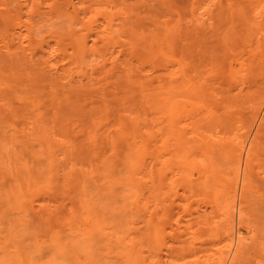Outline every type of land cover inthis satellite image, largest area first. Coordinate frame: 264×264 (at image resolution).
I'll return each instance as SVG.
<instances>
[{
    "label": "rangeland",
    "instance_id": "obj_1",
    "mask_svg": "<svg viewBox=\"0 0 264 264\" xmlns=\"http://www.w3.org/2000/svg\"><path fill=\"white\" fill-rule=\"evenodd\" d=\"M53 2L0 0V86L8 82L5 89L9 87V92L17 86L13 89L26 97L38 96L42 103L39 111L45 112L42 120H52L49 131L58 143L55 156L61 158L57 165L50 162L52 153L42 140L29 137L27 147L20 145L25 138L19 129L25 127L27 131L30 120L40 113H20L16 109L22 102L4 98L0 101V191L15 184L7 167L21 168L27 162L34 165L36 172L20 187L25 193L32 191L28 196L33 206L47 203L62 214L71 202L86 197L99 216L106 218L113 210L119 212L126 201H122V196L135 190L121 180L113 181L125 177L126 169L112 155L103 164L92 156L90 146H83L91 142L92 136L99 143L110 139L121 124L127 126L133 118L138 122L135 134L147 136L151 157L146 158L142 170H137V192L142 190L150 196L147 216H152L151 221L160 230L157 241L140 245L144 263L210 264V255L217 254L224 242L218 236V203L212 201V192L203 187L206 168L213 165L218 178L240 183L243 176L235 171L237 162L228 155L229 141H241L243 169L245 151L257 132H264L258 129L264 119V0H70L58 11L55 7L59 5ZM191 4L197 8L193 12ZM196 12L208 15L200 18ZM141 34L150 36L154 50L163 39L161 42L168 48L164 51L183 61L182 67L195 84L185 90L178 82H171L182 93L165 89L163 93L160 86L171 84L168 77L179 69V64L159 55L152 63L138 60L147 57L143 43L146 39L142 41ZM77 41H83L81 46ZM220 66L221 72L229 68L236 77L240 73V77L235 78L236 82L224 81L225 84ZM128 78L134 83L132 86L127 85ZM142 82L147 84L142 86ZM167 96L180 100L183 111L179 115L167 116L169 111L160 99ZM96 118L100 121L93 124ZM89 129L92 131L87 133ZM125 137L130 143L131 139ZM258 141L257 155L249 167L251 190L246 196L251 210L257 213L253 219L264 233V138ZM109 146L108 143L106 155L112 152ZM29 150L38 153L31 156ZM200 155L205 166L200 163L195 170L179 168L177 162L191 161ZM166 160L169 167L163 163ZM85 172L88 173L83 176ZM46 179L53 189L47 187L45 193L34 190V183L41 184ZM5 205L0 196V227L7 228L8 220L17 235L23 234L24 264H46L52 258L62 264H84L83 251L76 250L68 259L57 250L56 244L69 240L65 233L60 232L59 239L50 237L51 227L32 235L26 233L25 228L36 215H31L30 210L13 214L3 209ZM126 219L129 223L134 219L136 223L131 225L141 224H137L139 220L134 215L129 214ZM99 240V245L104 243L103 237ZM231 254L230 251L226 264ZM253 256L252 251L245 253L244 264H264V257L258 260ZM115 264L123 263L116 259Z\"/></svg>",
    "mask_w": 264,
    "mask_h": 264
},
{
    "label": "bare ground",
    "instance_id": "obj_2",
    "mask_svg": "<svg viewBox=\"0 0 264 264\" xmlns=\"http://www.w3.org/2000/svg\"><path fill=\"white\" fill-rule=\"evenodd\" d=\"M53 1H54L53 2L54 5H55V3H57V5H59V8L55 7L56 11L61 9V7H63L64 4H67V3L69 4V2H70V0H53ZM108 1H111V0H108ZM106 3H108V2H106ZM73 4H75V3H73ZM194 4L190 5L192 8L191 9L192 12L195 11V8H196V6L194 7ZM51 5H53V4H51ZM54 5L52 7H54ZM57 5H55V6H57ZM71 5L72 4H70V6ZM203 9H205V8H203ZM73 10H74V8H73ZM203 12L200 14H198L197 12L196 13L199 16L208 15L207 12L206 13H203ZM192 14H194V13H192ZM194 16H196V15H194ZM202 16L200 18H202ZM110 24L114 25L113 23H110ZM111 25H110V27H111ZM16 26H17V24H16ZM164 27L165 26H163V28ZM104 29H105V27H104ZM104 31H106V29ZM87 34H88V32H87ZM87 34H85V35H87ZM141 35H140V37H141ZM145 35H149V34H145ZM143 36L144 35H142V41H144V39H146V41H144L143 43L145 44V47L147 48V57L145 59H138V60H141V61L145 60V62L147 60L148 63H152L151 60H154L155 55H157V56L159 55L162 58L169 60L170 62L177 61V64H179V69L174 71L171 78L168 77V83L169 82L170 83L171 82L172 83L178 82L177 85H179V84L182 85L185 88V90L189 89L190 86L195 84L192 80V76L190 74L186 73L185 69L182 67L183 61L181 62L180 60H176L175 58L170 56L168 51L167 52L164 51V49L166 47L164 46L165 42L162 43L164 41L163 39H162L163 41L161 40L162 42L160 41V44H156V46L154 45L157 48L156 50H154L153 45L150 44V42H151L150 36L149 37H147V36L143 37ZM155 36H154V38H155ZM58 38H60V35L58 36ZM223 39H224V37H223ZM83 41L86 42V40H84V39H83ZM154 41H156V40H154ZM82 42L81 41L78 42L79 45ZM167 43H168L167 47H170V46H168V45H170L169 42H167ZM82 46H84V45H82ZM85 46H87V45H85ZM83 48L84 47H82V50H83ZM166 49H168V48H166ZM54 51H56V50H54ZM79 53L77 55H80ZM49 56H52V55H49ZM74 57L76 58V56H74ZM216 66H215V68H216ZM242 66H240V67L242 68ZM257 68H258V65H257ZM218 69L221 72V70H222L221 66ZM225 70H226V72L224 71V69H223V72H221L222 82H224V81L226 83L229 81L236 82L235 78L237 79L238 77H240L239 72H238L239 74L236 77V72H235V74L232 73L230 71L231 69H229V68H227V69L225 68ZM244 70L242 68V71H244ZM52 71H53V69H52ZM254 71H256V70H254ZM54 73H55V70H54ZM15 74H17V73H15ZM252 74L254 75V73H252ZM241 75H242V73H241ZM38 76H37V78H38ZM256 76H258V75H256ZM29 77H30V75H29ZM24 78H26V77H24ZM163 78H164V76H163ZM239 80H240V78H239ZM125 81H126L127 85L132 86V84H134L133 82H131L129 80V78ZM159 82H160V80H159ZM162 82H164L163 79H162ZM4 83L5 82H3V85H4L3 87L0 86V101L4 100V98L8 99L10 97H13V98H16L18 101L22 102L20 104V105H22V107H20V105H18V108H21V109L17 108L18 110L16 109V111L23 113V112H25V110H29L30 112L35 110V112L40 113L39 117H35V119L30 120V123L27 127V131H25V127L19 129L20 135L23 136L26 140V141L21 140L20 145L23 146V148L27 147L28 146L27 141L29 140V137L33 140H39V141L42 140L46 144L47 149L50 150L52 153L50 155L51 156L50 162H54L57 165L61 161V158L56 157L55 153H54V150L57 147L58 143L56 142L55 139L52 138L51 132L49 131V129L51 128L50 121H52V120L48 119V122L45 120H42V119H45V112L39 111V109L42 108V103L39 100L38 96L37 97L36 96L26 97L25 95L20 94V92L18 90L15 91V89H13L17 86H15L13 88L10 87V88H12L13 91H15V92L18 91L17 93H15V92L12 93L13 91L9 92V90H8L9 87L5 89V86H7L6 84L8 82H6V84H4ZM172 83L167 85L168 87H166L165 84H164V86L162 84L160 86L161 91H163V93H164V89H165L166 92L173 91V92H176L178 94L182 93L181 89L179 88L178 90H176L177 88H175V86ZM30 84H33V83H30ZM145 84H147V83H144V84H143V82L141 83L142 86H144ZM8 86H9V84H8ZM16 89H18V88H16ZM155 91H157V90L155 89ZM161 91L160 92L158 91L159 92L158 95L161 94ZM149 92L151 94L155 93V92H151V91H149ZM149 92H147V93H149ZM241 92H242V90H241ZM168 94H170V92ZM242 94L243 93H241V95ZM67 96L68 95H65V97H67ZM165 96H163V97H165ZM168 96H167V98H165V100L163 99V97L162 98L160 97V99H162L165 102V104H164L161 100V102L165 105L164 107H166V109H168V111H169L167 116L171 117L173 115H179L181 113V110H182L181 105H180V100L179 99L173 100L172 98H168ZM245 97L246 96H244V98ZM12 99H10V100H12ZM262 101H264V100H262ZM254 104H256V103H254ZM75 106H76V104H75ZM253 106H255V105H253ZM92 111H94V110H92ZM13 112L15 115L16 112L15 111H13ZM254 113H256V112H254ZM99 121H100L99 118L92 120L93 124H96ZM167 127L170 128V125ZM258 127L257 128L259 130L264 129V119L261 120ZM137 129H138V122L132 118L129 120V125L123 126L121 124V127L117 129V133L112 135L110 137V139L106 138L104 140V142L99 143V142H97L98 138L95 136H92L91 142L87 143V144L85 143L83 146V147H85V145L86 146L88 145L87 147L90 146L91 147L90 151H91L92 156L96 157V158H100V161L103 162V164L108 163L111 160V155H112V156L117 157L119 160V164L124 169H126L125 172L127 173V175L125 177L114 178L113 181L121 180V183H123L125 186L131 185V187H135V190L129 196H127V195L122 196V201H124V200H126V201L123 202V204L119 207V212H116V210H113L110 212V214H108V217H106V218H104L103 216H99V215H97L96 212H94L92 210L91 202L86 197H84L83 200H80L79 202H71L69 209H67V211L65 213H62V214L58 212L57 207H55L54 209H51L50 205L47 203H43V202L39 203V204L37 203L36 207L33 206L32 202H30V198L28 196L30 194V192H32V191L27 190L28 192L26 191V193H25L24 191H22V187H20L22 182H28L29 180H31L33 175L36 172L34 165L33 164H27V162H24L23 166L21 168H15L13 165L12 166L10 165L7 167V171L10 174H12V178L15 181V184L14 185H8V189L0 191V196L4 197L5 202H6V205L3 209L7 210V211H11L13 214L16 213L17 215H20L21 213H24L25 211H29V210L31 211V215L35 214L36 217L31 219L30 224L25 228V232L29 233L31 235L36 233V232L43 231V230L47 229L48 227L49 228L51 227L49 235L52 238L59 239L60 232L65 233L67 239H69V240H67V242H64V243L61 242L59 244H56V247H57V250L59 251V253H61L62 255L67 257L68 259L72 257V255L74 254V252H76V250H79V251H83L86 254L84 264H115L116 259L117 260L120 259L123 264H135V263L136 264H145L143 261V256L141 255L142 248L140 247V245L146 244L149 246V244L152 243L153 240L157 241V237L159 235L160 230H158V228L155 227L156 223L151 221L152 216L150 214L147 216V213L149 212L148 208H149L150 196H148V195L146 196L145 192L142 190H139L137 192V189L139 188V184L137 186V183H135V180H136L135 176L137 175V170H142L144 168L146 158H148V157L151 158L150 156H148V154H149L148 148L149 147H148V143H147V136H144L145 138H142L141 136L136 135L135 132L137 131ZM91 131L92 130L89 129L86 132L90 133ZM171 132L175 133V130H172ZM262 133H264V132H262V130H261V132H257L255 138H253L251 144L247 148V151H245L246 157H245V161L243 162V165H244L242 167L243 169H241V159H242V154H243V146L240 143L241 141L239 142V140L237 141L234 138H232L229 141L230 150L228 151V155L231 158L232 162H234V161L237 162V169L235 171L237 173L240 172V175L242 174L241 176H243L241 178L242 180H240V183L237 181L236 182L234 181V183L232 184L231 180H233V179H228V178L222 179L219 177L220 178L219 179L218 174L216 173L217 171L215 170L213 165H211V167H209V168H206V173L204 174V177L206 179H205V181H203V187H205L207 190H210V192H212V195H213L212 201H215L216 203H218L217 206H219V210L221 211L220 212L221 217L217 221L220 224V231H219L218 236H220V239L223 240V242H224L223 243L224 245L222 244V246L220 248H218L219 250H217V252L218 251L219 252L217 254H216V252L214 253V254H216L215 256H214V254L210 255V257L212 256L211 258L209 257L210 258V260H209L210 264H226L227 257H228V254L230 253V251L232 252V254H231V258H230V261L228 264H244L245 253H247L248 251H252L254 254L253 257H257L258 260L260 258L264 257V246L261 245L262 241H264V233H261L259 231V229H261L262 226H260V225L258 226V223H256L257 220L253 219L255 217V214L257 215V213H255L254 211L251 210L252 209L250 206L251 203H250V201L247 200V196H246V194L251 190V187H250L251 184H249L250 181L248 183L249 167H250V163L252 162L251 159L254 158L255 155H257L256 150H257V146L260 142L258 140L260 138H264V137H262V136H264V135H262ZM126 135L131 139L130 143L126 142V139H127L125 137ZM108 143L110 144L109 148H111L112 152L109 155H106V152L108 150V148L106 146L108 145ZM80 149H82V148H80ZM83 150L84 149H82L81 151L83 152ZM29 153L31 156H36V154L38 152L37 151L35 152L33 150H29ZM201 156L202 155H200L198 158L193 159L191 161L182 160L181 162H177L179 165V168L180 169L195 170L197 168V165L200 163L204 164V166H205V160L203 158H200ZM163 163L166 164V167L170 166V164H167L168 163L167 160L164 161ZM171 163H173V162H171ZM108 165H109V167H112V164H108ZM234 167H232V168H234ZM87 173L88 172L82 173V175L86 176ZM235 176L237 177L236 174H235ZM172 184H173V182H172ZM32 187L34 188V190H37V191L39 189H41L42 193H45L44 190L47 189V187L52 188V189L54 188L51 185V183H49V181L47 179L44 180L41 184L34 183ZM131 187H129L128 189H131ZM172 188L174 189V187H172ZM167 192L168 191H166L165 193H167ZM131 196H133L132 197L133 199H131V200L128 199ZM215 202H213V203H215ZM129 214L134 215L136 217V220H139L137 224H140V223L141 224L139 226L131 225L130 224L131 222H133L134 224L136 222H134V219H132L129 223V220L126 219V217ZM146 216L148 218H146ZM110 221H112L111 224H110ZM160 221L161 220H158V222H160ZM20 222L21 223L23 222L22 226L23 225L26 226V224H24V220H22V221L20 220ZM1 223H3V219L1 218V213H0V224ZM6 224L8 225L7 228L6 227H0V264H24L23 249L21 246L23 234L17 235V233H15L13 231L8 220H6ZM256 224H257L258 228H257ZM242 230H244V232H242ZM131 235H135V236L132 237ZM102 237L104 238V240H103L104 243L99 245L98 244L100 242L99 238L102 239ZM249 245H251V247H249ZM92 247H94L95 249L92 250L91 249ZM262 259H264V258H262ZM262 259H260V260H262ZM206 260H208V259H206ZM46 264H62V263L57 262V261H55L54 258H52L49 261H47Z\"/></svg>",
    "mask_w": 264,
    "mask_h": 264
}]
</instances>
